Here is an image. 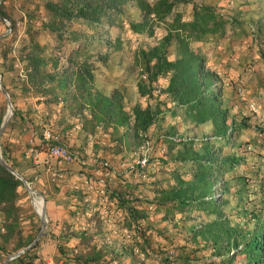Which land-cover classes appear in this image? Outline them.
I'll return each instance as SVG.
<instances>
[{
    "label": "trees",
    "instance_id": "16d2710c",
    "mask_svg": "<svg viewBox=\"0 0 264 264\" xmlns=\"http://www.w3.org/2000/svg\"><path fill=\"white\" fill-rule=\"evenodd\" d=\"M130 1L139 11L137 18L126 14L125 6ZM188 1L192 10L190 17L185 18L176 5ZM19 8H14L13 0H0V15L9 22L6 28L11 27L0 37V79L13 108L0 136V153L29 182L32 178L25 175L24 169L28 163H38L31 155L26 159L12 153L4 135L14 126L19 127L25 147L34 151L28 139L43 138L46 127L58 134L54 142L67 147L64 139L74 123L80 124L83 137L96 134L101 128L107 135L102 150L110 155L137 151L151 125L163 119L166 112L193 126L208 123L211 131L201 137L181 134L177 124L170 122L159 133L160 145L164 144L165 149L155 157L151 150L145 170L149 163L156 168L141 177L137 174L138 164L133 162L125 170L138 178L127 180V188L106 179L105 192L98 193V197L107 196L124 209L114 226L117 235L113 237L106 235L108 229L102 228L96 209L88 215L93 220L90 227L59 230L53 213L48 211L47 195L42 191L46 228L33 245L6 264H37L41 256L39 246L47 239L57 240L55 258H62L63 264H152L153 261L147 262L148 258H156L152 240L156 238L160 242L156 236L161 235L174 242L164 233L166 224L183 225L186 219L191 221L184 225L185 242L176 243L174 253L170 254L172 249L159 244L160 264H231L238 254L244 256L240 264H264V205L259 209L245 205L250 193L244 175L226 177L243 157L236 151H223L225 146L240 144L238 136L249 124L246 120L249 117L236 120L230 114V107L222 98L218 73L206 65L205 55L192 45L193 41L227 35L239 38L249 32L255 38L263 29L264 12L255 18L241 16L240 9L227 15L211 3L195 0H20ZM5 20L0 19V23L4 24ZM75 21L83 27L72 29ZM19 24H24V35L13 55ZM126 27L154 38L156 28H162V34L152 44H140L133 49V62L139 70L135 86L138 99L132 104L127 103L123 86L105 89L96 80L98 62H106L111 51L121 49L119 32ZM115 28L118 32L112 36L110 32ZM42 30L53 35L52 43L39 40ZM67 34L74 45L65 51ZM17 61L20 66L16 65ZM162 77L167 81L156 92V82ZM17 92L34 93L36 101L46 105L45 120L53 111L56 113L50 126L35 121L31 107L17 106ZM4 112L1 106L0 124ZM28 134V138L23 137ZM95 157L94 164L103 174L112 170L111 166L103 165L105 157ZM115 174L124 177L121 171L116 170ZM232 181L237 188H231ZM22 185L23 181L0 161V262L35 237L31 232L24 234L20 225L24 206L18 199ZM97 185L98 182L94 188ZM76 193L82 199L84 193L81 190ZM226 194L237 199L234 216L224 209L229 202ZM154 214L166 221L164 225L152 219ZM201 214L204 218L196 222ZM247 216L254 220L251 228L244 227L250 220ZM239 244L241 248H237ZM230 247L235 250L229 254Z\"/></svg>",
    "mask_w": 264,
    "mask_h": 264
},
{
    "label": "rangeland",
    "instance_id": "374dc122",
    "mask_svg": "<svg viewBox=\"0 0 264 264\" xmlns=\"http://www.w3.org/2000/svg\"><path fill=\"white\" fill-rule=\"evenodd\" d=\"M195 1L211 3L218 11L227 15L234 13L236 9H240L242 12L241 16L245 18H255L256 15L262 14L264 12V0ZM19 3L20 0H13V5L16 10H21L19 8ZM125 9L126 14L130 18L139 17V11L131 1L126 4ZM176 9L181 10L184 17L188 18L191 15L192 4L190 1L179 2L176 5ZM4 22V24L0 23V34L7 29L6 23L8 21L5 20ZM78 27H83V25L80 24L79 21H75L71 28L74 29ZM84 27L86 28L85 25ZM117 32L118 29L115 28L111 30L110 34L114 36ZM155 32L156 35L154 38L143 33L132 32L127 27L123 30H120L119 34L122 41L121 49L117 51H111V56L106 62H98L99 65L96 71L97 83L102 84L105 89H108L114 85L122 86L123 84L125 87H128V92L131 91V93H128V96H126L125 93V99L127 98V103L133 102V100L138 96L135 86L139 70L138 66L133 62V49L140 44H145L146 46L148 44H152L155 39L162 34V28L157 27ZM22 35H24V24H19L18 29L16 30V39L13 42V55H16L15 48L19 45ZM66 37L67 39L65 41L66 43L64 48L65 51L74 45L68 34ZM38 38L41 42H53V35L47 30H42ZM94 45L95 44H93L92 48H94ZM192 45L193 47L199 48L205 55L206 65L218 73L222 86V98L226 101V104L229 105L230 114L235 115L236 120L240 119L242 116L249 117L246 119L249 124L242 128L241 133L238 136V141L240 144L231 148L225 146L223 147V151H236L238 155L243 157V159L234 169V172H229L226 177H230L231 174L244 175L247 192L248 194L250 193L246 197L248 199L246 200L245 198V205L252 209H259L262 207V204L264 205V25L262 31L258 32V35H256L255 38L249 32L248 34L239 38H233L232 35H227L225 38L221 37L207 41H193ZM103 50H105V47H103ZM172 51L173 47L170 46V55H173ZM16 65L20 66L21 64L17 61ZM19 73L22 74L21 70H19ZM166 81V78H160L156 82V88L160 89L161 84L163 85L166 83ZM134 92H136V94H134ZM15 98L16 104L20 109H28L31 107V117H33L35 121H38L39 124H42L43 126H50V121L52 122L54 117H56L54 116L56 113L53 111L52 115L49 114L48 119L45 120L44 117L46 115V105L42 102L36 101V95L32 92L26 95H21L19 92H17ZM1 106L5 108L2 118L3 120L7 114V101L3 92L0 93V107ZM54 109H56V106H54ZM170 122H175L177 124V131H179L181 134L201 137L207 133H210L211 131L208 123H200L196 126H193V124H190V122H182L179 116L172 117L169 112H166L164 114V118L159 120L158 123L151 125L144 136L151 143L153 157L159 155V153L165 149L164 144L160 145L159 133H161ZM19 132V127L14 126L10 130H6L4 136L9 141L12 153L18 155L19 157L24 155V158L27 159L25 152L28 151V153H30V148L25 147V144L21 141L22 139L21 135H19ZM23 137L28 138L29 134ZM77 137L80 138V140L86 138V136ZM28 140L29 144L35 149V151L40 153L37 158H40L42 163H39L38 165L28 163L24 169V173L29 178H32V181L29 182L30 186L40 190L41 181H39V177H41L40 172L44 170L42 169V164L45 163L44 160L46 158H57L49 155L45 149L41 148L42 138L40 136H37L35 139ZM89 140L91 141L87 150L88 152H86V154L83 156L81 155L82 152L79 151L77 146H72L73 148L70 146V140L67 139V137L64 139V142L67 143V145H69L68 147L79 157L85 159L86 157L89 158L94 155L93 149L95 147L97 150L100 148L98 150L100 156L102 155L101 157L107 158L111 168L117 171L124 170V168L127 167V163L128 165L133 163L137 155V151H132L124 152V154H117V156L113 157V155L104 152L101 145L105 140H107V135L102 132L101 128H98L97 133L95 135L92 134L91 139ZM59 160L64 163V161L61 159ZM154 168H156V165L149 163L146 170L147 173ZM135 177L138 178L136 175H134L133 178L135 179ZM126 178L128 179V176ZM231 184L232 189L237 188V185L233 183V181ZM19 190L21 192V196L18 201L24 206L22 218L20 220L21 228L23 229L24 234L31 232L36 236L41 224L40 216L35 208L38 211L40 210L36 206L32 195L29 193L24 183L19 187ZM216 192L218 193V191ZM34 195H37V198L40 197L39 194L35 193L33 196ZM226 196L229 197V202L225 205L224 209L229 215L234 216L237 199L232 194H226ZM40 201L42 202L41 199ZM202 217L203 214L198 216L195 221L199 222ZM246 218H250V220L248 224L244 225V227L251 228L254 220L251 216H247ZM152 219L157 220L161 226L166 222L160 220L155 214L152 215ZM242 219H245V217ZM190 221L191 220L188 219L183 220L184 224L182 225V223H180L177 226H173L171 222H168L166 224L167 228L164 230V233L171 236V238L174 239V242H170L161 235H157L156 237L161 239L160 242L156 241V238L152 240L153 251H156L153 253L156 258H153V260L152 258H148L147 262L150 263L153 261L152 264H160L158 257L160 256L162 249L159 248V244H163L166 247L165 249H172L169 250L170 254L174 253L173 251H176V243L178 244L185 242L186 228L184 225L190 223ZM36 223H39V226ZM37 227L39 228L37 229ZM56 243V239L52 241L47 239V242L44 241L42 245L39 246V253L41 256L39 259H37V264H63L62 258H55L57 254ZM188 245L190 244L188 243ZM237 248H241V244H239ZM233 250H235V247H230L228 253H232ZM208 251V249L205 250L206 253H208ZM127 259L128 258L125 260L128 261ZM214 259L217 261L216 257ZM3 260L0 262V264L3 263ZM242 261H244V256L242 254H238L231 264H240Z\"/></svg>",
    "mask_w": 264,
    "mask_h": 264
},
{
    "label": "crops",
    "instance_id": "0c3cea01",
    "mask_svg": "<svg viewBox=\"0 0 264 264\" xmlns=\"http://www.w3.org/2000/svg\"><path fill=\"white\" fill-rule=\"evenodd\" d=\"M122 86L124 87L126 96H128V93H131V91L128 92V87H125L123 84ZM134 94H136V92H134ZM137 99L138 96L129 104L134 103ZM77 136H81L80 124L78 122L74 123V125L68 129L67 139L70 140V146H77L83 156L88 152L87 150L91 141L89 139H91L92 134H88V137L86 136L83 140H80ZM93 150L94 155L89 158L86 157V164H81L78 161L62 163L58 158V160L46 158L44 160L45 163L42 164V169L44 170L40 172L41 177H39V181H41L40 191H43V193L47 195L48 211L53 213L52 216L57 222L56 225L60 227L59 230L65 229V227L69 229H79L86 226L90 227L93 220H90L88 215L91 211L96 209L99 211L100 218L102 219V228L106 227L110 230L106 235L113 237V235H117L114 226H116V222L122 218L124 209L118 202L108 199L107 196L102 202L100 197H98L97 188L89 186L94 185L98 182L100 177L105 176L103 171L94 164V160L96 159L95 156H100L99 151L96 147ZM39 154L38 151H33L32 148H30V153H28V151L25 152L26 156L31 155L33 161L38 164L42 163L40 158H37ZM112 155L113 157L117 156V154ZM106 160L108 159L106 158ZM130 165L127 163V167ZM125 169L126 167L124 170H119L124 177L119 178V176L115 174L116 170L112 169L108 174L109 177L107 176L106 179L110 178V181H116L115 184L119 183L121 187L125 188L127 180L133 178L132 173ZM127 176L128 179L126 178ZM87 180H89L91 184H89ZM77 190H81L84 193L82 199L76 196ZM39 198L41 199V197Z\"/></svg>",
    "mask_w": 264,
    "mask_h": 264
},
{
    "label": "built area",
    "instance_id": "2783aa9c",
    "mask_svg": "<svg viewBox=\"0 0 264 264\" xmlns=\"http://www.w3.org/2000/svg\"><path fill=\"white\" fill-rule=\"evenodd\" d=\"M155 91H159V88H156ZM58 134L51 132L47 127L43 130V138L41 142V148L45 149L47 153L55 158L61 159L65 163H71L74 161H78L81 164H86L87 160L85 158L79 157L75 152L70 150L65 144L54 142V140L58 139ZM151 153V143L148 139H145L143 143L140 145L137 150V155L135 157L134 162L138 164L139 170L137 174L141 177H144L146 174L145 167L147 166L149 157ZM104 166H110L108 160L103 161ZM110 173L109 170L105 171V176L100 177L98 179L97 191L100 194H104L105 192V182L106 177ZM89 182V180H87ZM89 184H91L89 182ZM92 186L93 185H89ZM101 201H104V197H101ZM129 236V234H127Z\"/></svg>",
    "mask_w": 264,
    "mask_h": 264
},
{
    "label": "water",
    "instance_id": "95a60500",
    "mask_svg": "<svg viewBox=\"0 0 264 264\" xmlns=\"http://www.w3.org/2000/svg\"><path fill=\"white\" fill-rule=\"evenodd\" d=\"M0 19L2 20H5V18L3 16L0 15ZM7 24L9 25V22H7ZM11 29V27L9 26L5 31H3L0 36L4 35L6 32H8L9 30ZM0 89L2 90V92L5 94V97H6V101H7V114L6 116L4 117V119L1 121V124H0V135H1V132L2 130L4 129L5 125L7 124L9 118L11 117V115L13 114V108H12V102L9 98V94H8V91L6 90V88L2 85V82H1V79H0ZM0 161L8 168L10 169L17 177H19L24 185L26 186V188L28 189L29 193L31 194V192H34L36 194H39L40 197H41V200H42V206H41V211H38L36 208L35 210L38 212L39 216H40V229L37 233V235L34 237V239L29 243L27 244L25 247L19 249L18 251L14 252V253H11L10 255H8L4 260H3V263L2 264H6V262L14 257V256H17L18 254H20L21 252H23L26 248L30 247L31 245H33L37 240L38 238L41 236L42 232L44 231V228H45V225H46V222H47V217H46V206H45V197H44V194L38 190V189H35L33 187L30 186L29 182L27 181V179L22 176L17 170H15L14 168H12L3 158H2V155L0 153ZM33 202V200H32Z\"/></svg>",
    "mask_w": 264,
    "mask_h": 264
},
{
    "label": "bare ground",
    "instance_id": "6f19581e",
    "mask_svg": "<svg viewBox=\"0 0 264 264\" xmlns=\"http://www.w3.org/2000/svg\"><path fill=\"white\" fill-rule=\"evenodd\" d=\"M33 194H35V193H34V192H31V195H32V197H33V199H34V201H35V204L38 205L39 210L41 211L42 202H41L40 199L37 198L35 195L33 196Z\"/></svg>",
    "mask_w": 264,
    "mask_h": 264
}]
</instances>
